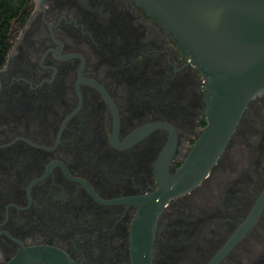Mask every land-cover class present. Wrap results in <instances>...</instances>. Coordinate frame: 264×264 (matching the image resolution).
<instances>
[{
	"label": "flooded vegetation",
	"instance_id": "af4514ba",
	"mask_svg": "<svg viewBox=\"0 0 264 264\" xmlns=\"http://www.w3.org/2000/svg\"><path fill=\"white\" fill-rule=\"evenodd\" d=\"M17 1L0 66V264H134L143 197L207 126L206 78L136 0ZM263 198L264 93L207 177L163 205L153 264H264Z\"/></svg>",
	"mask_w": 264,
	"mask_h": 264
},
{
	"label": "water",
	"instance_id": "95a60500",
	"mask_svg": "<svg viewBox=\"0 0 264 264\" xmlns=\"http://www.w3.org/2000/svg\"><path fill=\"white\" fill-rule=\"evenodd\" d=\"M136 1L191 54L208 91L207 126L177 172L160 174V189L143 197L134 220V264H153L163 205L207 177L249 103L264 93V0Z\"/></svg>",
	"mask_w": 264,
	"mask_h": 264
},
{
	"label": "trees",
	"instance_id": "16d2710c",
	"mask_svg": "<svg viewBox=\"0 0 264 264\" xmlns=\"http://www.w3.org/2000/svg\"><path fill=\"white\" fill-rule=\"evenodd\" d=\"M20 13L17 0H0V66L9 47V32L15 17Z\"/></svg>",
	"mask_w": 264,
	"mask_h": 264
}]
</instances>
